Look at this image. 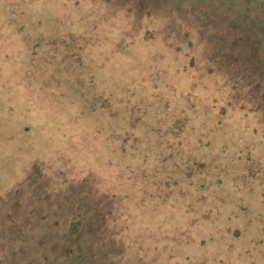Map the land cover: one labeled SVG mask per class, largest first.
Listing matches in <instances>:
<instances>
[{
	"label": "trees",
	"instance_id": "16d2710c",
	"mask_svg": "<svg viewBox=\"0 0 264 264\" xmlns=\"http://www.w3.org/2000/svg\"><path fill=\"white\" fill-rule=\"evenodd\" d=\"M16 6H20V9ZM88 6H90V3L87 0H0V84L2 85L0 89L12 81L4 71L5 67L8 66L6 60L11 56L17 58L21 57L22 54H29L31 59L27 60V63L23 62V65H26L23 82L35 98L45 99L43 87L39 93L35 92L32 87L37 79H41L40 75V77H37L33 72L35 68L38 70L40 56L49 55L52 57L49 52V49L53 48L52 46H56L54 49L59 53L58 44L65 43L63 40L65 37L71 40L74 39L78 44L76 36H80L83 43L80 41V44H82L79 53L82 55L77 58V63H75L76 60L75 62L73 60V63H75L73 68L78 69L77 73L81 74L75 80L78 83L84 81L85 85L81 88L82 103L73 109L75 116L80 117L82 114L95 111H102L104 114L109 111L114 115L117 113V110L110 104V98L105 99L107 89L99 85V82L103 83L105 81L97 71L103 66L104 57L109 58L110 61L112 60L120 74L124 72L126 67L133 68L136 71L135 77L147 72L146 77L140 78L137 82L138 84L141 80L149 85L146 91L141 93L140 89L134 88V92L129 94L128 101L132 108L131 112L122 116L119 122L118 132H122L121 136H117L116 132L111 127L107 128L104 123H99L93 127L95 135H101L108 140V142H103V147L108 149L109 166L115 164V156H113L115 152L120 155L131 153L130 155L135 158V162L140 163L139 159L141 158L137 156V153L145 151L146 154L149 153L150 160H156V157L161 156L162 152L167 150L156 146L152 139L144 140V145H136L135 148H132L135 152H120L124 151V148L128 146L126 143H129L130 140L139 142L143 131L149 133L150 128L148 127L156 128L157 133L164 134L167 133L165 131L174 122L183 120L186 121V129L189 132V137L186 132L187 138L193 142V145L194 143L198 145L189 147L186 139L181 148L182 150L186 148L188 150L185 153L182 151L180 157L167 156L165 165L171 163V160L177 163L175 160L180 158L182 164L191 163L195 166L206 164L212 174L206 177V180H209L208 183L203 184L201 190H197L198 193L204 195V200L198 203L201 204L199 211H194L193 204L189 205L192 210L190 214L183 209L188 206L186 204H178L179 206H176L173 211L182 208L187 217H209L203 213L205 207H216L220 203V206L217 207L220 212L215 211V215L210 217H224L225 213L229 211L226 209L227 207L230 208V201L225 202L223 198H217L221 189L242 190L241 194L249 195V190L254 185L261 194L258 199L262 203L264 199V181H260L259 178L263 176L264 171L260 173L257 169L258 171L247 172L244 168L241 175L237 165H230L229 162L224 161L227 158L224 155L229 154L231 151H234V153L239 151L240 134L233 147L226 141L213 142L217 153L212 152L211 156L215 159V163H210L206 156H199L204 153L196 154L194 150H198V147L208 146L211 137L225 125L217 121V114L222 115L223 110L222 107L215 105L216 101H214L213 96L217 92H221L220 90L223 91V87L232 90H244V100L249 101L247 102L249 107L246 103H241L240 107L247 109L248 112L259 110V114H261L260 125L264 128V0H148L144 4V7H146L144 13L139 12L138 21L133 20L132 13L130 15V23L131 21L134 23L131 37L125 31L119 39L115 36L113 38L112 35L115 32L117 34L118 30L111 27L105 14L103 15L105 21L100 18V24L97 23L99 24L98 29L97 24L96 27H92L88 25V22H81L78 11L81 10V14L85 15ZM24 7H34L31 22L28 21L31 17L29 12L26 9L25 12L22 10ZM18 10H21L22 13L19 18H15ZM173 10H182L186 17L191 18L194 22V24H191L190 21L186 22V26H192L188 29L189 32L183 34V37L174 33L176 35L175 39L169 28L162 25L164 22L172 21ZM50 14L51 17H57L56 22H59V25L53 26V31L46 35L34 32L32 25H35L37 21L38 23L43 21ZM24 16L25 18H23ZM140 16L143 19L142 21L151 19V23L144 28L140 27L141 25H137L141 21ZM125 17L128 18L129 16ZM200 18H202L201 22ZM130 23H127V28ZM19 24H21L23 32L18 33V36H12L13 30L11 28H15ZM142 28L145 30L144 40L138 35ZM97 30L104 33L97 36ZM192 31H194V34H192ZM103 36L112 37L104 38ZM170 37L173 38L171 43L169 42ZM86 39H89V42H86ZM128 41L133 42L126 45ZM33 43H36V45L32 46ZM82 46L85 47L81 48ZM103 48L107 49V52L103 53L102 58L96 60L94 55H98V53L101 55L102 51L100 49ZM131 53L135 57H133V61ZM116 55H129L130 58L121 57L113 60ZM144 58L148 67L142 65V59ZM51 71V68L47 70L50 73ZM50 73H47L46 76ZM168 73L169 76L166 75ZM182 78L187 82H182ZM66 84L70 86L69 80L66 81ZM137 84H135V87ZM213 87H216L217 91H213ZM232 99L237 98L234 96ZM97 101L105 103L106 108L96 105ZM56 102L62 107V112L65 111V104L62 101ZM29 106L32 107V104H29ZM151 109H155L152 114ZM167 110H174V112L172 115H168ZM230 121L235 123L234 128L236 130L242 128V141L250 143L254 150L256 149L261 153L260 157L263 158L264 139L262 136L257 135L255 127L247 120L236 119L235 121L230 119ZM131 128L133 130H130ZM126 130L127 133L124 135L126 139L122 141L125 147H121L122 145L119 144L120 140L118 139L123 137L122 135ZM81 132L77 127H72L70 131L63 134L67 142L81 147L78 142ZM55 148L57 152L56 159L67 155L64 145L57 143ZM110 149L114 151V154L110 153ZM202 150L205 152L204 148ZM217 158L222 160L216 163ZM60 161L55 166L43 164L39 161L32 162L29 167L24 168L23 174L27 171L24 182L18 185L13 193L22 192L27 186L29 189H33L31 181L36 184L37 182L44 184L47 189L55 184L54 181L64 183L70 180L68 177H72V180H75L76 183L80 182L75 184L80 191L83 185L88 186L85 181L87 178L74 179V170L78 173H84L87 177L89 176L88 179H90L91 173L99 175L93 169L72 167L69 164L70 161L67 163L64 157H61ZM127 163L129 164L121 163L123 168L125 166L129 167L131 161ZM123 168L112 173L108 182L114 184L120 179L124 181ZM247 169H251V167ZM182 176H184V173ZM218 176L219 178H217ZM100 179L107 180L103 179L102 176H100ZM26 180H28L27 183ZM127 182L130 183V181ZM192 184L196 185L197 182ZM182 186L187 185L186 183L180 184V187ZM215 186L219 190L216 192V196H212L209 192L211 189L216 188ZM74 193H77V191H73L72 194ZM58 194H61V191ZM183 194L184 197L187 195L185 192ZM50 195L45 196V198L51 200L52 196L50 197ZM65 195H67L65 197L67 202L74 201L71 194ZM232 196H236V194H232L230 197ZM205 200L204 205L202 203ZM242 201L248 206L244 207L242 205L240 208L242 215L239 217H250L251 207L249 201L247 198H242ZM25 203L27 213L16 214V217H13V214L10 217H0V264H124L120 259L121 252L110 249V244L113 242L105 239L108 229L104 218L100 224L96 220L97 217H79L80 214L78 215L76 210H71L72 212L67 217H43L42 213L40 217H31L36 201L35 199H29ZM165 209L166 205L161 204L160 211ZM217 213L219 214L217 215ZM253 217H264V213L260 208H257ZM253 223L256 222L252 219L250 221L249 218L248 225L254 229ZM258 223H262V221L258 220ZM253 231L248 233H253Z\"/></svg>",
	"mask_w": 264,
	"mask_h": 264
},
{
	"label": "rangeland",
	"instance_id": "374dc122",
	"mask_svg": "<svg viewBox=\"0 0 264 264\" xmlns=\"http://www.w3.org/2000/svg\"><path fill=\"white\" fill-rule=\"evenodd\" d=\"M87 1H89L90 6L86 8V14L82 15L81 10L78 11L81 22H88L89 26L96 27L100 18L105 21L103 17L105 14L108 17V21H106L113 29L118 30L117 34L115 32L112 35L113 38L118 37V39L122 37V33L125 31L131 37L134 23L132 21L130 23V15L132 13L133 20L138 21L139 12L144 13L146 9L144 4L148 2V0ZM16 8L20 9V6H16ZM25 9L31 16L28 20L31 22L34 7H24L22 10L25 12ZM182 10H173L172 21L162 23L163 27L167 26L169 31L180 37L188 33V29L192 27L186 26V22L190 21L191 24H194L193 20L186 17ZM21 13L22 11L18 10L15 18H19ZM125 16L129 17L126 18ZM56 18L51 17L50 14L43 21L39 23L37 21L35 25H32V30L40 35H46L53 31V26L59 25ZM142 20L141 18L137 25H141L140 27L143 28L152 21L151 19ZM201 20L202 18H200V22ZM127 23H130L128 28L126 27L128 26ZM157 23L160 24L159 21ZM99 24H97V29ZM143 28L138 34L142 39L145 36ZM11 29L13 30L12 36H18V33L23 32L21 24ZM97 33V36H100L104 32L97 30ZM175 34L173 35L174 39L176 38ZM76 37L78 44L74 39L72 41L65 37L63 39L65 43L58 44L59 53L54 49L56 46H52L53 48L49 49L52 57L49 55L43 56L45 58L40 56L38 70L35 68L33 72L37 77L41 76V79H37L32 87L37 93L42 87L44 88L46 98L42 100L35 98L23 82L26 67L23 62L27 63L31 56L22 54L21 57L11 56L6 60L8 66L5 67L4 71L12 81L0 89V217H10L11 214L16 217V214L27 213L25 201L35 199L36 204L31 217H40L42 214L43 217H67L72 212L71 210H76L78 215L80 214L79 217H97L96 220L100 224L104 218L108 229L105 239L114 243L110 244V249L121 252L120 259L124 264H264V217H253L257 208H260L264 213V199L260 203L261 200L258 198L261 197V194L255 185L249 190V195L241 194L242 190H234V192L230 189H221L217 198L221 197L225 202L230 201V208L227 207L226 209L229 211L225 213L224 217H210L215 215V211H219L217 207L220 206V203L216 207H205L203 213L209 217H187L183 212L185 209L190 214L192 210L189 205L191 204H193L194 211H199L201 204L198 203L204 200V195L198 193L197 190H201L203 184L208 183L209 180H206V177L212 174L206 164L203 166H195L191 163L182 164L180 158L175 160L177 163L171 160V163L165 165L167 156L180 157L182 151L185 153L188 150L181 148L186 139L189 147L198 145L197 143L193 145V142L187 138L189 132L186 129V121L174 122L164 134L157 133L156 128L148 127L150 128L149 133L143 131L139 142L130 140L129 143H126L128 146L125 147L122 141L126 139L124 138L127 133L126 130L122 135L123 137L118 139L121 147H125L124 151L120 153L135 152L132 148H135L136 145H144V140L150 139L156 146L167 151H163L161 156L156 157L154 161L150 160L149 153L146 154L145 151L137 153V156L141 158L139 163L135 162V158L130 155L131 153L120 155L115 152L114 154V151L110 149V153L115 156V164L113 166L108 165V149L103 147V142H108V140L101 135H95L93 127L99 123H104L107 128L111 127L117 136H121L122 132H118L119 122L122 116L131 112L132 108L128 101L129 94L134 92V88L140 89L141 93L146 91L149 85L141 80L138 84L137 82L140 78H145L147 72L135 77L136 71L126 67L124 72L120 74L112 60L104 57L103 66L97 71L105 81L99 82V85L107 89L105 99L110 98V104L117 110V113L114 115L107 111V116V113L95 111L77 117L73 109L82 103L81 88L84 87L85 82L78 83L75 80L81 74L77 73L78 69L73 68V65L77 63V58L82 55L79 53V48L83 43L80 36ZM173 38H169L170 43ZM60 42L62 41L60 40ZM86 42H89V39H86ZM131 42L133 41H128L126 45ZM34 45L36 43L32 44V46ZM100 50L102 51L101 55L99 53V56L94 55L96 60L102 58L103 53L107 52L105 48ZM121 57L130 58L129 55H116L113 60ZM131 57L133 61V53H131ZM73 60L76 62L73 63ZM142 65L148 67L145 58L142 59ZM50 68L52 69L51 73L47 72ZM47 73L50 74L46 76ZM166 75L169 76V73ZM67 80H69L70 86L66 84ZM181 81L187 82L184 81V78ZM135 84H137L136 87ZM212 90L217 91V88L213 87ZM220 91L213 96L214 101H216L215 105L222 107L223 110L222 115L217 114V121L225 125L211 137L212 141L210 140L208 146L198 147L199 151L194 150V152L196 154L204 153L199 156H206L210 163H215V159L211 156L212 152L217 153L213 142L226 141L233 147L240 134L239 151L236 153L231 151L224 155L227 157L224 161L229 162L230 165H237L241 175L244 168L247 172L259 170L260 173H263L264 157L261 158V153L256 149L254 150L250 143L242 141V128L236 130L234 128L235 123L230 121V119L249 121L255 127L257 135L264 139V128L260 125L261 114H259V110L248 112L247 109L240 107L241 103H246L249 107V103H247L249 101L244 100L245 91L242 89L232 90L223 87V91ZM234 96L237 99H232ZM56 101H62L65 104V111L62 112V107ZM96 103L101 108H106L105 103L99 101ZM29 104H32V107ZM150 112L151 114L154 113L155 109H151ZM166 112L168 115H172L174 110H167ZM72 127H77L80 132L82 131L78 138L81 147L65 140L63 133L70 131ZM57 143L64 145L67 153L66 156H60L58 159L55 157L57 155L55 148ZM128 147L129 149H127ZM202 148L205 149V152ZM61 157H64L67 163L70 161L69 164L72 167L93 169L103 179L107 180L103 181L99 175L93 173L88 179L89 176L74 170V179L87 178L85 181L88 186L83 185L80 191L75 185L80 182L76 183L72 177H68L70 180L64 183L54 181L55 184L47 189L44 184L38 182L36 184L31 181L33 189H29L27 186L22 192L13 193L18 185L24 182L27 172L25 171L23 174L25 167H29L34 161L55 166L61 162ZM220 160L222 159L217 158L216 163H219ZM128 161H131L132 164L130 163L129 167L123 168L122 164L126 163L127 165L129 164ZM250 167L251 169H247ZM122 168L124 181L119 178L120 180L117 181L121 184L108 182L110 175ZM178 171L181 172L176 173ZM183 173L184 176H182ZM259 180L264 181V174L260 176ZM194 182L197 184H192ZM185 183L187 186L180 187V184ZM63 184L65 185L63 186ZM72 185L75 186L71 187ZM215 187L209 192L212 196H216V192L219 190L217 186ZM59 191L61 194H58ZM73 191H77V193L72 194ZM183 191L187 193L185 197ZM68 193L72 195L74 201H66L67 195L65 194ZM49 194H51L50 197L52 196L51 200L45 198ZM232 194H236V196L230 197ZM242 198H247L249 201L250 217H239L242 215L240 209L242 205L248 206L242 201ZM205 203L206 200L202 204L205 205ZM161 204L166 205V209L163 211H160ZM178 204L188 206L173 211L176 206H179ZM249 218L250 221L252 219L256 222L253 223L254 229L248 225ZM258 220H261L262 223H258ZM252 231L253 233H248Z\"/></svg>",
	"mask_w": 264,
	"mask_h": 264
}]
</instances>
